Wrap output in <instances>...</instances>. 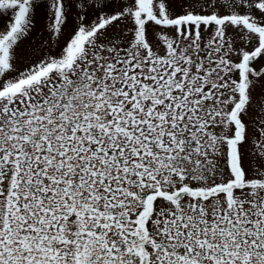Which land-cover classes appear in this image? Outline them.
I'll use <instances>...</instances> for the list:
<instances>
[{
    "label": "snow or ice",
    "instance_id": "6c2138e0",
    "mask_svg": "<svg viewBox=\"0 0 264 264\" xmlns=\"http://www.w3.org/2000/svg\"><path fill=\"white\" fill-rule=\"evenodd\" d=\"M0 264H264V0H0Z\"/></svg>",
    "mask_w": 264,
    "mask_h": 264
}]
</instances>
